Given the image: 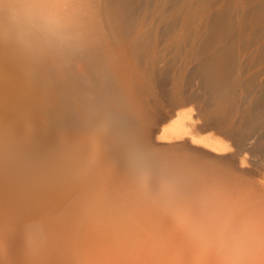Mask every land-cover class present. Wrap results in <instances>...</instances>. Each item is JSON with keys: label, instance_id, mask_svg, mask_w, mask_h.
<instances>
[{"label": "bare ground", "instance_id": "bare-ground-1", "mask_svg": "<svg viewBox=\"0 0 264 264\" xmlns=\"http://www.w3.org/2000/svg\"><path fill=\"white\" fill-rule=\"evenodd\" d=\"M0 264H264V0H0Z\"/></svg>", "mask_w": 264, "mask_h": 264}]
</instances>
